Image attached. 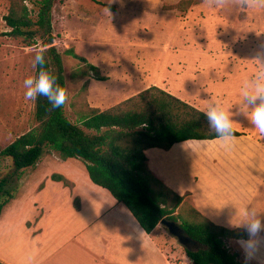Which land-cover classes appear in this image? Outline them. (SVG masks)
<instances>
[{"label":"rangeland","instance_id":"obj_1","mask_svg":"<svg viewBox=\"0 0 264 264\" xmlns=\"http://www.w3.org/2000/svg\"><path fill=\"white\" fill-rule=\"evenodd\" d=\"M8 7L9 0H0V151L36 125L34 101L25 99L23 80L35 74L34 54L41 48L39 42L26 47L4 35L9 31L3 21ZM52 25L64 63L65 114L72 122L90 108L106 110L157 85L202 111L209 98L233 107V127L264 142L239 111L238 96L241 81L260 71L251 59L264 47V9L242 7L241 0H59L52 10ZM78 69L88 74L73 78ZM11 171L10 161L0 158V177ZM53 174L73 182L75 190L71 182L64 187L52 181ZM90 183L83 162L64 161L46 150L35 167L20 173L16 198L3 209L5 217L16 225L30 219L26 225L34 236L40 207L48 213L57 206L68 211L72 201L78 207L77 196H90ZM157 242L175 263H189L183 247L163 227ZM225 246L246 264L238 245L227 240ZM247 264L257 263L251 259Z\"/></svg>","mask_w":264,"mask_h":264},{"label":"trees","instance_id":"obj_2","mask_svg":"<svg viewBox=\"0 0 264 264\" xmlns=\"http://www.w3.org/2000/svg\"><path fill=\"white\" fill-rule=\"evenodd\" d=\"M58 1L9 0L3 17L9 31L4 35L20 40L26 47L37 46L39 42L44 49V67L67 91L64 63L53 35L52 10ZM69 53L86 63L73 51ZM88 69L98 72L92 65ZM37 70L36 67L35 73ZM87 74L78 69L73 78ZM34 120L33 129L0 151V158L8 159L12 169L0 177V215L16 198L15 183L20 173L35 167L45 151L51 150L61 160L83 162L90 181L125 206L146 234L157 226L163 227L162 220L178 222L199 246L196 251L183 248L190 264H241L225 241L247 239L245 230H229L202 216L189 197L178 196L154 177L144 154L150 148L169 150L177 143L216 139L204 111L153 86L106 110L90 108L76 122L67 118L65 105L54 109L47 98L40 96L34 101ZM234 132L236 137L244 135L235 129ZM51 180L70 186L59 174H53ZM0 264L6 263L0 260Z\"/></svg>","mask_w":264,"mask_h":264},{"label":"crops","instance_id":"obj_3","mask_svg":"<svg viewBox=\"0 0 264 264\" xmlns=\"http://www.w3.org/2000/svg\"><path fill=\"white\" fill-rule=\"evenodd\" d=\"M153 86L160 88H148ZM144 154L154 177L178 196L189 197L193 207L217 226L242 228L234 224L239 222L243 205L264 212V142L246 133L236 137L230 150L217 139L192 140L169 150L150 148ZM91 183L90 196H77L78 208L72 201L68 211L57 206L48 213L34 203V210L39 208L41 214L34 222V236L26 225L30 219L16 225L13 218L5 217L4 210L0 215V260L6 264H182L175 263L158 245L160 226L146 234L125 206ZM231 241L238 245L237 240ZM252 261L264 264V247Z\"/></svg>","mask_w":264,"mask_h":264},{"label":"clouds","instance_id":"obj_4","mask_svg":"<svg viewBox=\"0 0 264 264\" xmlns=\"http://www.w3.org/2000/svg\"><path fill=\"white\" fill-rule=\"evenodd\" d=\"M242 7H258L264 9V0H241ZM254 60L260 71L251 79L241 81L239 96V111L250 121L252 127L264 137V47L256 50ZM34 67L38 70L34 75H29L23 80L25 99L35 101L38 97L47 98L52 108H60L68 100L64 87L57 83L55 75L45 67L44 49L35 51ZM233 107H225L219 101L207 99L204 105V115L209 127L214 130L216 139L221 147L230 150L236 140L233 122L235 113ZM250 205H243L239 209V222L234 224L242 227L247 233V239H239L236 243L244 253L246 264L253 259L255 253L264 247V218ZM237 214V212H236Z\"/></svg>","mask_w":264,"mask_h":264},{"label":"water","instance_id":"obj_5","mask_svg":"<svg viewBox=\"0 0 264 264\" xmlns=\"http://www.w3.org/2000/svg\"><path fill=\"white\" fill-rule=\"evenodd\" d=\"M160 224L166 228L167 233L175 238L178 244L183 248L189 251H196L199 249V246L190 240L178 222L162 220Z\"/></svg>","mask_w":264,"mask_h":264},{"label":"built area","instance_id":"obj_6","mask_svg":"<svg viewBox=\"0 0 264 264\" xmlns=\"http://www.w3.org/2000/svg\"><path fill=\"white\" fill-rule=\"evenodd\" d=\"M185 264H190V262L189 263H185Z\"/></svg>","mask_w":264,"mask_h":264}]
</instances>
